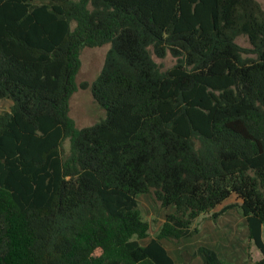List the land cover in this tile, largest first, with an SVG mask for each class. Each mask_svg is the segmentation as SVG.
<instances>
[{
	"label": "trees",
	"instance_id": "16d2710c",
	"mask_svg": "<svg viewBox=\"0 0 264 264\" xmlns=\"http://www.w3.org/2000/svg\"><path fill=\"white\" fill-rule=\"evenodd\" d=\"M103 46L90 92L105 117L77 128L80 50ZM167 55L161 70L154 57ZM2 99L0 264H176L161 241L196 235L195 220L232 195L261 255L252 264H264L256 0H0ZM140 195L173 208L145 245ZM195 255L227 264L207 247Z\"/></svg>",
	"mask_w": 264,
	"mask_h": 264
},
{
	"label": "rangeland",
	"instance_id": "374dc122",
	"mask_svg": "<svg viewBox=\"0 0 264 264\" xmlns=\"http://www.w3.org/2000/svg\"><path fill=\"white\" fill-rule=\"evenodd\" d=\"M264 10V0H256ZM236 43L244 48H249L247 40L240 37ZM108 46L101 48H82L79 60L80 68L76 75V90L68 101L69 117L73 119L77 128H85L99 123L105 117V112L92 98L90 85L98 76L107 52ZM161 70H167L174 64V59L167 55L163 59L154 57ZM9 100H0L6 104ZM9 110V107H0V113ZM63 155L69 152L68 141L65 140L61 147ZM139 211L144 221L149 224L148 238L139 241L145 245L155 237L165 216L171 213L173 208H160L149 195L137 197ZM239 200L235 195L216 207L210 213L199 216L193 227L198 233L190 238L178 241L162 240L161 243L176 264H200V259L195 251L200 246L213 249L219 258L227 264H252L260 259L259 251L248 241L246 221L241 216L237 205ZM227 205H236L235 208L219 216L215 221L211 219L212 213L219 212ZM264 242V230L262 233Z\"/></svg>",
	"mask_w": 264,
	"mask_h": 264
},
{
	"label": "crops",
	"instance_id": "0c3cea01",
	"mask_svg": "<svg viewBox=\"0 0 264 264\" xmlns=\"http://www.w3.org/2000/svg\"><path fill=\"white\" fill-rule=\"evenodd\" d=\"M7 106L10 107L11 106V102H7L6 104H1L0 103V107H2V108L7 107Z\"/></svg>",
	"mask_w": 264,
	"mask_h": 264
}]
</instances>
